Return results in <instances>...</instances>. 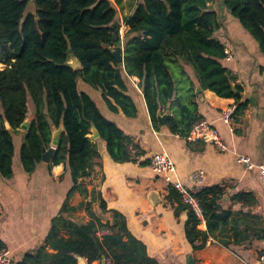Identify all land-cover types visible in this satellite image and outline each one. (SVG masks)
<instances>
[{"label":"trees","instance_id":"16d2710c","mask_svg":"<svg viewBox=\"0 0 264 264\" xmlns=\"http://www.w3.org/2000/svg\"><path fill=\"white\" fill-rule=\"evenodd\" d=\"M212 0H137L131 15L123 19L126 31L109 0H0V177L13 176L14 146L4 122L17 133L28 114L34 116L30 129L22 132L19 158L23 171L30 175L41 163L42 148H49L52 127L64 128L51 166L66 165L72 181L66 201L51 220L44 245L12 264H159L147 247L129 231L126 216L113 211L112 224L102 223L90 211L91 220L81 224L73 219L76 207L69 205L75 192L86 190L79 179L90 175L99 159L97 147L88 138L94 128L106 144L111 159L129 161L130 139L103 116L96 101L81 90V84L100 93L103 103L113 112L126 111L132 103L127 95L129 78L135 77L151 121L171 105L167 118L169 132L185 138L196 115L193 84L188 80V97L175 96L174 68L180 65L193 70L202 90L237 103L231 120L246 110L241 88L228 69L226 48L215 37L220 18L209 3ZM34 7L28 10L29 5ZM221 7L256 43L264 57V0H221ZM123 43V63H116L112 49ZM69 50L82 66L73 71L67 63ZM187 81V79H186ZM41 139V142L39 141ZM222 190L202 188L196 198L201 219L179 193L170 188L169 198L186 211L184 236L192 252L202 250L212 239L229 248L250 246L264 239V228L255 225L249 214L222 209ZM231 200L254 205L250 194H235ZM82 205V204H81ZM105 212L106 205L100 202ZM204 221L206 230L198 229ZM103 231L106 233L99 234ZM5 249L0 244V251Z\"/></svg>","mask_w":264,"mask_h":264},{"label":"crops","instance_id":"0c3cea01","mask_svg":"<svg viewBox=\"0 0 264 264\" xmlns=\"http://www.w3.org/2000/svg\"><path fill=\"white\" fill-rule=\"evenodd\" d=\"M109 1L117 11L122 38L126 31L123 19L131 15L137 0ZM220 4L221 0L209 3L221 23L214 35L226 48L229 59L223 64L241 88V101H248L246 110L236 120H231L232 126H228L221 116L229 108L237 107L234 99L218 97L209 90L196 95L198 81L189 66L181 64L180 68H174V76L178 81L175 96L186 99L188 80L193 84L196 115L217 130L226 151L219 152L203 141L189 142L171 134L167 121L154 124L135 77L129 78L131 86L127 90L134 104V110L133 105L126 108L131 115L120 107L113 112L103 103L99 92L81 84V90L96 101L103 116L130 139V159L114 161L103 140L93 141L99 159L90 175L78 181L86 194L75 192L68 200L71 207H76L73 219L86 224L91 220L90 211L102 223L112 224L113 211L124 214L129 231L159 264H258L262 247L261 241H254L250 246L225 248L210 239L202 250L192 252L184 236L187 212H176L179 205L169 198L171 187L149 168L154 154L166 153L176 169L172 179L187 188H194L191 174L202 171L203 187L222 190V209L249 214L257 219L256 226L264 228V186L258 176V166L264 164V57L253 39ZM123 49L121 43L122 58ZM168 106L171 116V105ZM166 110L165 107L161 114ZM22 137L19 130L12 135V178L0 177V244L10 252L13 262L44 245L51 220L58 215L73 185L67 166L63 164L51 166L41 162L32 174L27 175L19 158ZM235 154L250 157L254 167L245 171ZM239 193L250 194L254 205L233 202L231 198ZM153 194L159 196V203L151 202ZM101 200L106 205L105 212L100 209ZM198 229L206 230L204 221L201 220ZM77 260L78 264H87L82 258ZM92 264H100V261Z\"/></svg>","mask_w":264,"mask_h":264},{"label":"built area","instance_id":"2783aa9c","mask_svg":"<svg viewBox=\"0 0 264 264\" xmlns=\"http://www.w3.org/2000/svg\"><path fill=\"white\" fill-rule=\"evenodd\" d=\"M226 57V59H229L228 55ZM4 68L5 65L0 63V70ZM233 111L234 108H229L228 110L223 112L221 116L223 122L228 126L231 125V115ZM184 139L189 142L203 141L216 148L219 152L226 151V147L221 141L217 130L204 119H199L197 122H195L191 126L189 132L187 133ZM235 156L236 160L242 165L245 171H249L251 168L254 167V163L250 157L240 154H235ZM149 168L155 175L161 176L171 188L175 189L179 193L182 203L191 207V209L195 212L198 218L201 219V211L198 202L193 195L202 188H204V174L202 171H195L191 174L190 180L194 184V188H187L182 185L180 181L172 179V175L175 174L176 169L173 162L166 153L154 154L149 161ZM258 176L261 185L264 186V164L258 166ZM102 233H106V231H103L99 234ZM261 244L262 247L259 251L258 261L264 263V239L261 241ZM12 263L13 257L11 256L10 252L7 249L1 250L0 264Z\"/></svg>","mask_w":264,"mask_h":264},{"label":"water","instance_id":"95a60500","mask_svg":"<svg viewBox=\"0 0 264 264\" xmlns=\"http://www.w3.org/2000/svg\"><path fill=\"white\" fill-rule=\"evenodd\" d=\"M70 54V61L67 63V66H69L73 71H81L82 70V66L79 63V61L77 60V58L72 54V51L69 50L68 51ZM112 56L114 57L116 63L118 64H122L123 63V58H122V51H121V42L118 43L115 48L112 49L111 51ZM202 88L200 87L199 83H198V87L195 91V94H199L201 93ZM167 110L161 114V112L159 111L157 114V120L160 123H163L166 121V119L169 117L170 112H169V106H166ZM34 116L31 115L30 117H26L25 120L22 122V124L19 127V131L21 132H27L30 129V126L33 122ZM5 128L7 130V132L9 134H13V129L8 125L7 122H4ZM64 131V128L62 126V124L58 127H52L51 129V140H50V146L49 148L45 149L42 148V157H41V162L45 163V164H50L51 158L56 150V148L59 145V141H60V136L62 134V132ZM88 138L91 141H94L96 139L99 138V134L98 132L92 128L91 129V134L88 135ZM39 141L41 142V139L39 138ZM159 196L157 194H153V197L151 198V202L153 204L155 203H159ZM106 263V259L102 258L100 261V264H105ZM258 264H262L260 261H258Z\"/></svg>","mask_w":264,"mask_h":264},{"label":"rangeland","instance_id":"374dc122","mask_svg":"<svg viewBox=\"0 0 264 264\" xmlns=\"http://www.w3.org/2000/svg\"><path fill=\"white\" fill-rule=\"evenodd\" d=\"M28 10H30V11H33L34 10V7H33L32 4L29 5Z\"/></svg>","mask_w":264,"mask_h":264}]
</instances>
